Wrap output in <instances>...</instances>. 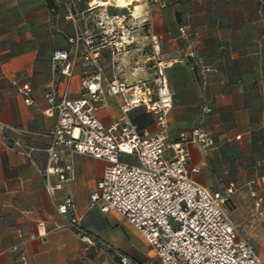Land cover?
<instances>
[{"label":"crops","instance_id":"obj_1","mask_svg":"<svg viewBox=\"0 0 264 264\" xmlns=\"http://www.w3.org/2000/svg\"><path fill=\"white\" fill-rule=\"evenodd\" d=\"M4 1L7 0H0ZM71 2L77 25L68 20L65 12V29H13L4 13H0V125L4 126L0 131V264H20L15 246L25 251L27 264H111L105 247L123 251L128 264H149L156 257L142 235L117 211H103L90 203V194L106 164L103 159L64 153L62 162L71 164V178L54 189L53 201L29 159L9 146L10 138L35 147L47 143L56 113L49 109L45 91L52 88L56 97L64 91L69 98L80 97L84 45L82 40L78 42L73 55L75 44L71 38L79 31L105 40L110 32L96 30L88 21L91 10L100 6L88 0L80 10L91 12L81 15L76 3ZM139 5H145L142 20L148 34L143 38L147 42L151 35L160 38V57L168 64L166 75L172 93L167 116L169 136L175 138L179 132L197 126L208 131L211 145L188 146L190 162L202 164L203 169L194 179L219 191L233 187L224 205L233 220L232 205L243 203L238 190L246 197L264 198V188L258 181L264 166V0H143ZM103 16L107 18L106 13ZM130 16L132 20L137 18L133 12ZM122 17L123 14L114 16L119 20ZM80 20H84L82 27ZM119 24L122 26V21ZM180 26L185 28V36L179 33ZM120 31L123 42H131ZM131 35L135 38L134 33ZM189 41L195 50L193 58L187 56ZM117 42H105L99 48V61L105 69L108 46ZM56 49L74 56L70 78L52 67L51 57ZM24 84L30 87L28 95L21 90ZM27 96L29 103L24 101ZM203 105L211 111L204 113ZM121 114L118 99L113 96L96 113L108 127ZM127 116L139 129H155L153 115L143 107L128 111ZM228 146L242 149L243 154L232 155L231 164L239 165L238 172L218 182L204 170L206 161L222 169V148ZM33 158L38 166L45 165L43 152L34 151ZM56 180V176L51 177L52 183ZM65 197L72 199V213L80 225L97 236L93 245L84 243L66 226V217L58 213L56 204ZM261 207L264 209V204ZM39 220L45 222L47 229L43 238L32 237ZM119 224L126 230L122 231ZM247 231L254 253L264 261V246L256 253L248 228Z\"/></svg>","mask_w":264,"mask_h":264},{"label":"built area","instance_id":"obj_2","mask_svg":"<svg viewBox=\"0 0 264 264\" xmlns=\"http://www.w3.org/2000/svg\"><path fill=\"white\" fill-rule=\"evenodd\" d=\"M67 17L76 22L70 9ZM179 33L186 35L183 26ZM81 40L80 97L69 98L66 91L56 97L52 88L44 94L49 109L56 113L47 143L35 147L10 138L9 146L27 157L40 174L47 195L54 201V189L71 178V164L62 162L64 153L103 159L106 164L90 194V203L103 211H117L142 235L156 257L149 264H264L247 240V228L235 224L224 210L233 187L219 191L194 179L200 167L190 162L188 146L196 143L208 147L212 144L209 133L197 126L179 132L175 138L169 136L167 116L172 93L166 75L168 64L159 56L160 38L151 35L145 45L153 70L151 77L142 79L128 78L116 70L108 73L99 61V48L105 40L99 44L92 34L75 32L71 38L73 55ZM187 56H195L191 45ZM51 61L54 69L71 77L75 59L68 51L54 50ZM21 90L28 95L30 87L24 84ZM109 96L118 99L122 114L108 127L96 113L106 106ZM24 101L29 103V97ZM137 107L153 115L154 130L139 129L128 118L127 112ZM202 111L209 113L211 109L203 105ZM37 150L45 155L42 167L33 158ZM52 176H56L55 183ZM258 181L264 188V166ZM56 209L84 243L98 241L73 215L70 197L56 204ZM46 232L45 222L39 220L32 237L43 238ZM13 248L18 251L20 264H27L25 251ZM118 255L127 262L125 255Z\"/></svg>","mask_w":264,"mask_h":264},{"label":"rangeland","instance_id":"obj_3","mask_svg":"<svg viewBox=\"0 0 264 264\" xmlns=\"http://www.w3.org/2000/svg\"><path fill=\"white\" fill-rule=\"evenodd\" d=\"M76 3V7L81 15L89 14L88 21L90 22V26L96 30L107 29L110 32H107L105 38V42L109 43L112 40L118 41L116 45L110 44L108 46L107 54L104 57V63L106 65V70L108 73L112 72V70L119 71L121 75H125L131 79H139V78H149L152 75V60H147L148 51L146 48L147 40L144 35L148 34L146 32V22H143V14L145 13V5H139L143 0H139L136 3L139 5L138 14H134L136 19L132 20V16L130 13L133 12L134 7L129 8H120L116 7L113 4V1L109 0L112 4L106 5L103 7L96 8L91 11H82L80 10L83 6H86V1L81 0L77 2V0H54L53 7L49 8L45 2V0H7L4 2H0V13H4V16L9 20L10 28H20V29H29L35 28L40 31L63 28L65 29L68 20L64 17V13L68 12L70 9L74 14L76 11L73 8L72 2ZM94 3V2H93ZM142 7V8H141ZM74 10V11H73ZM106 13L107 18L103 14ZM115 14H123L120 20L119 18H114ZM33 21V23L31 22ZM36 21V22H35ZM122 21L123 25L121 26L119 23ZM84 20L79 21V26H83ZM75 27L77 25V21L73 22ZM126 33L128 37L127 41L131 42H123L120 36H122L121 31ZM135 34V38L133 35ZM130 35L132 37H130ZM96 37L97 43H102L103 37ZM192 47V50L195 54V50L193 47L192 41H189V44ZM160 56V55H159ZM161 58V57H160ZM120 63V67L117 69V64ZM207 131V130H206ZM208 132V131H207ZM189 145H198L196 143H192ZM227 145L226 143L224 146ZM221 156L223 158L222 169H219L214 165L212 161H206V168L204 169L208 172L211 178L215 179V181L223 182L228 177H233L234 172H238L239 165L236 163L231 164L232 155H242V149L232 148L230 146L222 148ZM126 158V157H125ZM229 160L230 163H227ZM200 165L202 171V164ZM241 190L237 191V195L241 199L242 205H237L236 203L232 208L234 210L233 220L235 224H244L248 230L250 235V240L254 244L256 253H260L262 246H264V209L261 207L264 204V198H251L243 196L240 194ZM246 197V198H245ZM236 201V199H235ZM235 217V218H234ZM239 217V218H236ZM119 228L123 231L126 230L121 224H119ZM105 251L107 253V257L111 264H115L116 261H120L123 263L118 254L124 255L123 251L120 250H112L109 247H105ZM129 262H126L128 264Z\"/></svg>","mask_w":264,"mask_h":264},{"label":"bare ground","instance_id":"obj_4","mask_svg":"<svg viewBox=\"0 0 264 264\" xmlns=\"http://www.w3.org/2000/svg\"><path fill=\"white\" fill-rule=\"evenodd\" d=\"M113 1V4L116 7H120V8H129V7H134L133 13L138 14L140 8L139 5L136 4L137 1L139 0H111V2ZM92 2L96 3L97 7H103L106 5H111L112 3L109 0H92Z\"/></svg>","mask_w":264,"mask_h":264},{"label":"trees","instance_id":"obj_5","mask_svg":"<svg viewBox=\"0 0 264 264\" xmlns=\"http://www.w3.org/2000/svg\"><path fill=\"white\" fill-rule=\"evenodd\" d=\"M53 1H54V0H45L47 6H48L49 8H52V7H53ZM116 264H122V263H121L120 261H118Z\"/></svg>","mask_w":264,"mask_h":264}]
</instances>
